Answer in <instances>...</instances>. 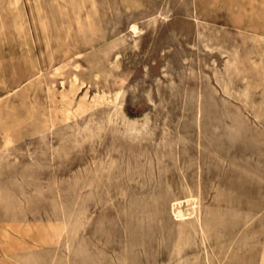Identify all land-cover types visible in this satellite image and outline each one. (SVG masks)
I'll return each mask as SVG.
<instances>
[{"label":"rangeland","instance_id":"374dc122","mask_svg":"<svg viewBox=\"0 0 264 264\" xmlns=\"http://www.w3.org/2000/svg\"><path fill=\"white\" fill-rule=\"evenodd\" d=\"M87 19L0 0V264H264V0Z\"/></svg>","mask_w":264,"mask_h":264},{"label":"bare ground","instance_id":"6f19581e","mask_svg":"<svg viewBox=\"0 0 264 264\" xmlns=\"http://www.w3.org/2000/svg\"><path fill=\"white\" fill-rule=\"evenodd\" d=\"M82 1V4H83V7H85V8H87V16H89V19H87V21L89 22V23H91L92 22V19H93V16H94V13H96V11H97V4H98V0H81ZM12 3V2H11ZM15 3V2H14ZM17 4H19V3H17ZM89 8H93V12H91V11H89L88 9ZM17 9V8H16ZM92 13V14H91ZM194 13V12H193ZM27 17V16H26ZM88 18V17H87ZM25 18H22L19 22H20V24H21V26H24V24L26 23V20H24ZM23 28V27H22ZM25 28V27H24ZM19 29V28H18ZM136 30V29H135ZM23 31H24V29H23ZM237 58V57H236ZM37 72V71H36ZM208 77V76H207ZM210 79V78H209ZM247 82V81H246ZM202 96V95H201ZM69 100H71L70 98H68ZM66 105V104H65ZM66 106H68V105H66ZM70 117V116H69ZM236 118H238V117H236ZM72 119V118H71ZM239 119V118H238ZM62 121V120H61ZM64 121V120H63ZM240 121V120H239ZM111 122V121H110ZM17 123V122H16ZM15 123V124H16ZM108 123V122H107ZM14 124V125H15ZM77 124V123H76ZM141 124V123H140ZM0 125H1V123H0ZM5 126V125H4ZM13 126V125H12ZM18 126V125H17ZM14 127V126H13ZM12 127V128H13ZM1 128V127H0ZM9 128V127H8ZM4 129V128H3ZM2 129V130H3ZM1 130V131H2ZM5 130H7V129H5ZM11 130V129H10ZM102 130H103V126L102 125H99V124H91V123H87V124H85L84 126H79L77 129H76V135H77V137L79 138V137H81V140H85L86 138H88V137H91V136H99L100 134H101V132H102ZM52 131H53V129H52ZM156 132V131H155ZM248 132V131H247ZM3 133H5V132H3ZM11 133V132H10ZM51 133V132H50ZM245 134H246V132H245ZM5 137V136H4ZM54 137H56V136H54ZM63 137H65V134H64V136ZM6 138V137H5ZM11 138V137H10ZM9 137H7L6 138V141H5V145H6V147L8 148L11 144H12V140L10 139ZM56 139V138H55ZM10 151V150H9ZM41 156V155H40ZM60 157V156H59ZM64 157V156H63ZM7 171V170H6ZM8 175V174H7ZM167 177V176H166ZM202 185V184H201ZM174 186V185H173ZM10 187V186H9ZM198 187V186H197ZM202 187V186H201ZM210 187H211V185H210ZM196 188V187H195ZM200 188V187H199ZM176 189V188H175ZM197 190H198V188H197ZM169 191V190H168ZM189 191H191V190H189ZM194 191V190H193ZM181 193V192H180ZM202 193V192H201ZM191 194V193H190ZM196 193H194V195H195ZM199 194V193H198ZM197 194V195H198ZM175 195V194H174ZM201 195V194H200ZM200 195H199V198H202V197H200ZM191 196V195H190ZM127 197V196H126ZM175 197H176V195H175ZM178 197V196H177ZM194 197V196H193ZM196 197V196H195ZM198 198V200H199V202L201 203V201H200V199ZM178 199V198H177ZM180 199V198H179ZM195 199V198H194ZM123 200H124V198H123ZM192 200V199H191ZM215 200H216V198H215ZM172 202V201H171ZM197 202V201H196ZM203 203V202H202ZM217 204V203H216ZM177 205V204H176ZM192 205V204H191ZM202 205V204H201ZM214 205V204H213ZM218 205V204H217ZM220 205V204H219ZM178 206V205H177ZM198 207H199V205H197ZM161 208V207H160ZM162 209V208H161ZM227 211V210H226ZM258 212V211H257ZM167 213V212H166ZM254 214V213H253ZM192 215V214H191ZM168 216V215H167ZM140 217V216H139ZM145 217V216H144ZM169 217V216H168ZM167 217V218H168ZM172 217V216H171ZM211 217H212V215H211ZM226 217V216H225ZM229 217V216H228ZM166 218V217H165ZM175 218V217H174ZM183 219V218H182ZM208 220V219H207ZM146 221V220H145ZM181 221V220H180ZM185 221V220H184ZM120 222V221H119ZM131 222H132V220H131ZM178 222V221H177ZM194 222V221H193ZM140 223V222H139ZM144 223V222H143ZM168 222H166V224H167ZM171 223V222H170ZM180 223V222H179ZM236 223H237V221H236ZM68 225H69V222L68 223H66V225H65V227H64V229H66L67 227H68ZM145 225V224H144ZM143 225V226H144ZM170 225V224H169ZM173 225V224H172ZM186 225V224H185ZM216 225H214V227H215ZM134 227V226H133ZM124 228H125V225H124ZM144 228V227H143ZM169 228V227H168ZM216 228V227H215ZM105 229V228H104ZM103 229V230H104ZM145 229V228H144ZM158 229V228H157ZM175 229V228H174ZM193 229V228H192ZM194 229H195V231L197 232V233H199L202 237H207V228H206V225H205V222H204V220H203V215H202V212H201V209L199 208L198 209V211L196 212V216H195V223H194ZM177 230V229H176ZM107 231V230H106ZM148 231V230H147ZM164 231H165V228H164ZM174 231V230H173ZM184 231V230H183ZM193 231V230H192ZM111 232V231H110ZM132 232V231H131ZM136 232V231H135ZM143 232H144V230H143ZM145 232H146V230H145ZM175 232V231H174ZM5 233V232H4ZM88 233V232H87ZM156 233V232H155ZM29 234V233H28ZM108 234H109V232H108ZM128 234V233H127ZM157 234V233H156ZM6 235V234H5ZM86 235V234H85ZM163 235V234H162ZM127 236V235H126ZM141 236V235H140ZM143 236H144V234H143ZM152 236V235H151ZM150 235H149V237H151ZM165 236H166V234H165ZM26 237V236H25ZM134 237V236H133ZM145 237V236H144ZM147 237V236H146ZM2 239V238H1ZM144 239V238H143ZM146 240V239H145ZM176 240V239H175ZM189 240V239H188ZM264 240V239H263ZM5 241H8L7 239H5ZM137 241V240H136ZM135 241V242H136ZM141 241V240H140ZM147 241H149L148 239H147ZM132 242V241H131ZM178 244V243H177ZM8 246V245H7ZM224 248V247H223ZM149 249V248H148ZM181 250V249H180ZM89 252V251H88ZM174 252V251H173ZM93 255V254H92ZM166 255V254H165ZM90 256V255H89ZM24 257V256H23ZM92 257V256H91ZM222 257V256H221ZM207 258V257H206ZM81 259V258H80ZM96 260V259H95ZM127 261V260H126ZM220 261H221V259H220ZM219 261V262H220ZM128 262V261H127ZM260 262V261H259ZM103 263V262H102ZM173 263V262H172ZM31 264V263H30ZM126 264V263H125Z\"/></svg>","mask_w":264,"mask_h":264}]
</instances>
